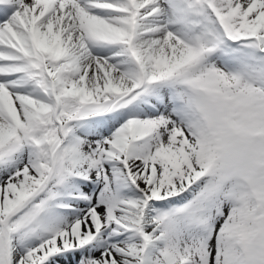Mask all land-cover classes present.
Segmentation results:
<instances>
[{"label": "snow or ice", "instance_id": "obj_1", "mask_svg": "<svg viewBox=\"0 0 264 264\" xmlns=\"http://www.w3.org/2000/svg\"><path fill=\"white\" fill-rule=\"evenodd\" d=\"M0 264H264V0H0Z\"/></svg>", "mask_w": 264, "mask_h": 264}]
</instances>
